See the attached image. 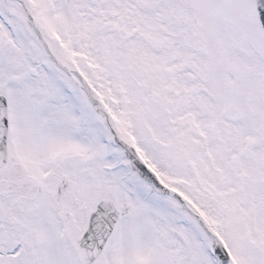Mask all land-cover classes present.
Instances as JSON below:
<instances>
[{
    "label": "snow or ice",
    "instance_id": "snow-or-ice-1",
    "mask_svg": "<svg viewBox=\"0 0 264 264\" xmlns=\"http://www.w3.org/2000/svg\"><path fill=\"white\" fill-rule=\"evenodd\" d=\"M0 264H264V0H0Z\"/></svg>",
    "mask_w": 264,
    "mask_h": 264
}]
</instances>
